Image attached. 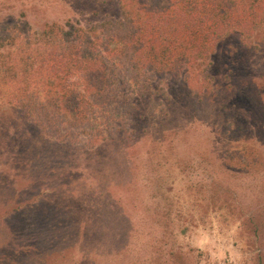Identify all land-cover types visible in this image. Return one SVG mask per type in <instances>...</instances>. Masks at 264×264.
Returning <instances> with one entry per match:
<instances>
[{"label":"rangeland","instance_id":"obj_1","mask_svg":"<svg viewBox=\"0 0 264 264\" xmlns=\"http://www.w3.org/2000/svg\"><path fill=\"white\" fill-rule=\"evenodd\" d=\"M121 4L0 0V264H264V21L226 35L208 69L153 72L126 99L119 89L64 141L28 114L45 77L23 71L45 43L62 46L47 26L100 29ZM22 214L49 224L39 254L9 251ZM124 224L128 246L112 254ZM81 227L102 228L103 246L78 242Z\"/></svg>","mask_w":264,"mask_h":264},{"label":"trees","instance_id":"obj_2","mask_svg":"<svg viewBox=\"0 0 264 264\" xmlns=\"http://www.w3.org/2000/svg\"><path fill=\"white\" fill-rule=\"evenodd\" d=\"M122 14L121 20L105 21L100 29L74 25L66 29L60 23L49 24L44 34L57 36L62 46L56 44L60 49L53 50L45 43L39 56L31 59L23 71L24 77L34 75V83L44 75V96L37 93V100L28 101L39 113L35 115L31 106L25 107L28 114L32 112L33 121L47 124L48 134L59 141L74 136L64 131L66 124L92 126V116L97 112L105 114L112 99L119 96V89L125 99L133 85L139 93L148 91V84L141 79L149 78L153 72H188L200 63L208 69L219 41L231 33H251L264 21V0H124ZM95 131L88 135L97 142L102 130L97 127ZM20 213V209L11 211L4 222L18 219ZM126 217L124 214V222ZM20 218L22 223L15 229L17 236L9 251L36 254L44 241L42 230L48 229L49 224L38 218L31 223L23 214ZM43 219L47 217L44 215ZM65 219V223L71 220ZM28 227V233L23 231ZM129 228L115 235L114 245L118 248H112V254L127 248ZM101 231L104 230L81 227L78 242L103 246L105 235H99ZM67 236L62 235L61 239Z\"/></svg>","mask_w":264,"mask_h":264}]
</instances>
